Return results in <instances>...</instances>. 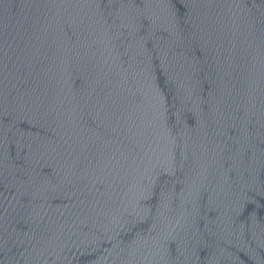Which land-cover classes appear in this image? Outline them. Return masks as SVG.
<instances>
[{"label": "water", "instance_id": "obj_1", "mask_svg": "<svg viewBox=\"0 0 264 264\" xmlns=\"http://www.w3.org/2000/svg\"><path fill=\"white\" fill-rule=\"evenodd\" d=\"M0 264H264V0H0Z\"/></svg>", "mask_w": 264, "mask_h": 264}]
</instances>
